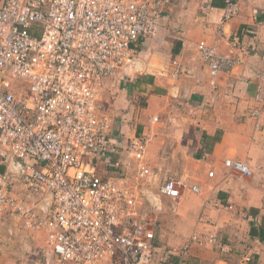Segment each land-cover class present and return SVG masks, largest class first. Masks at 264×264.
I'll use <instances>...</instances> for the list:
<instances>
[{
  "label": "built area",
  "instance_id": "1",
  "mask_svg": "<svg viewBox=\"0 0 264 264\" xmlns=\"http://www.w3.org/2000/svg\"><path fill=\"white\" fill-rule=\"evenodd\" d=\"M168 1L0 0V219L43 235L42 264H152L154 232L141 206L156 205L152 185L176 199L185 184L161 179L148 164L143 133L115 130L102 91L155 36ZM238 10L224 0L222 20ZM229 42L239 46L238 33ZM216 43H194L213 78L212 101L219 97L214 78L240 61ZM180 72L173 61L169 74ZM253 98L256 118L264 108V69ZM223 163L253 174L240 159ZM189 245L171 251L185 256ZM250 259L246 252L237 264Z\"/></svg>",
  "mask_w": 264,
  "mask_h": 264
},
{
  "label": "crops",
  "instance_id": "2",
  "mask_svg": "<svg viewBox=\"0 0 264 264\" xmlns=\"http://www.w3.org/2000/svg\"><path fill=\"white\" fill-rule=\"evenodd\" d=\"M233 1L238 13L223 21L224 0H169L160 29L126 68L147 69L124 89L137 105L131 104L127 117L119 101H111L115 130L125 136L143 133L148 164L160 170L161 179L171 176L185 184L181 196L172 199L170 216L158 214L151 222L142 207L157 228L152 264H237L246 252L247 264H264V237H259L264 236V108L258 117L250 115L256 73L264 69V0ZM233 33L239 35L236 48L229 42ZM200 40H216L222 54L240 59L214 78L219 97L213 101V78L194 47ZM173 61L181 65L177 77L169 74ZM225 158L245 161L253 174L227 168ZM25 230L34 240L30 232L36 231ZM189 241L185 256L171 251ZM32 245L0 244V264H42L43 253L23 256Z\"/></svg>",
  "mask_w": 264,
  "mask_h": 264
},
{
  "label": "rangeland",
  "instance_id": "3",
  "mask_svg": "<svg viewBox=\"0 0 264 264\" xmlns=\"http://www.w3.org/2000/svg\"><path fill=\"white\" fill-rule=\"evenodd\" d=\"M146 70L147 69H138V70L133 69L132 71L129 70V71L124 72L122 69H119L116 73H114L112 76L108 77L104 81V87H103V91H102V100L105 103V105L108 109V112L111 114L112 117H114L113 116L114 112H113L112 106H111V101H113V100H118L119 102H117V103L121 104V106L119 107L120 108L119 110L123 111L122 114L127 115V117H128V113H130V115H131L130 110H132V109L130 108V106H131V104L137 105V103H134L132 101L133 94L131 93L132 96L130 97L129 93H127L124 89L125 88L127 89V87L129 89H131L130 85H132V86L134 85L133 81H135L136 75H138L139 73L142 75V74H144V71H146ZM124 86H126V87H124ZM139 99H140L139 96H137L138 101H139ZM133 110H134L133 112L136 113L135 108H133ZM125 120H127L128 123H129V121H132L131 119L128 120L127 118H125ZM183 187L184 186H181V190L183 189V191H184L186 188H183ZM151 192L154 195L156 194L157 201H159V200L160 201L157 202L156 205L153 207L149 206L146 202L145 203L143 202L141 207H143V210H145V214L147 215L149 220L152 222V221H155L156 219H158V217H157L158 214H167V216H168L171 211L173 212V208L176 205L174 203V200L169 199L167 197H164L162 195H158L157 194L158 193V187H154L152 185L151 186ZM4 222H6V221H4V219H2L0 222V244L8 246L12 243V240H17L18 243L25 242L26 244H29L32 241L33 248L31 249V253L29 254L28 252H24L23 256L26 258L27 257L26 255H29V258H30L34 254L35 257L33 259H35V258H38L40 253H43L44 238L40 232H38L37 234H36V232H30L31 234L36 235L35 239L33 240L32 236L24 235L23 232H27V230L22 228L19 223L13 224L11 222H8V223H4ZM181 224L183 225V222H181ZM152 229H153L154 234H157V228L155 225L153 226ZM10 230H11V232H10ZM3 233H4V235H3ZM5 234H6V236H5ZM17 235H21V236H18L16 239ZM8 241H10V243Z\"/></svg>",
  "mask_w": 264,
  "mask_h": 264
},
{
  "label": "trees",
  "instance_id": "4",
  "mask_svg": "<svg viewBox=\"0 0 264 264\" xmlns=\"http://www.w3.org/2000/svg\"><path fill=\"white\" fill-rule=\"evenodd\" d=\"M4 168H5V165L4 164H0V172H2L4 170ZM259 237L262 238L264 236H260L259 235Z\"/></svg>",
  "mask_w": 264,
  "mask_h": 264
},
{
  "label": "bare ground",
  "instance_id": "5",
  "mask_svg": "<svg viewBox=\"0 0 264 264\" xmlns=\"http://www.w3.org/2000/svg\"><path fill=\"white\" fill-rule=\"evenodd\" d=\"M155 200H156V199H155ZM159 201H160V200H159ZM159 201H156V203L159 202ZM148 205H149V204H148ZM149 206H151V205H149ZM154 238H155V235H154ZM153 240H154V239H153ZM152 242H153V241H152ZM152 244H153V243H152Z\"/></svg>",
  "mask_w": 264,
  "mask_h": 264
}]
</instances>
